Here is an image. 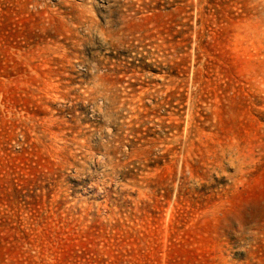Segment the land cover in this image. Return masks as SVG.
<instances>
[{
  "label": "rangeland",
  "instance_id": "1",
  "mask_svg": "<svg viewBox=\"0 0 264 264\" xmlns=\"http://www.w3.org/2000/svg\"><path fill=\"white\" fill-rule=\"evenodd\" d=\"M0 264H264V0H0Z\"/></svg>",
  "mask_w": 264,
  "mask_h": 264
}]
</instances>
